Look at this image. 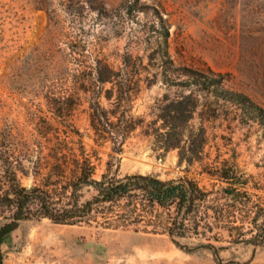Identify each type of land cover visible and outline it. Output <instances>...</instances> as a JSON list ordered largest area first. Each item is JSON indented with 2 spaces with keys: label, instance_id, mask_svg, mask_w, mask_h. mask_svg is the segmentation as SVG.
Instances as JSON below:
<instances>
[{
  "label": "rangeland",
  "instance_id": "1",
  "mask_svg": "<svg viewBox=\"0 0 264 264\" xmlns=\"http://www.w3.org/2000/svg\"><path fill=\"white\" fill-rule=\"evenodd\" d=\"M132 2L147 7L146 12L129 10ZM100 3L110 18L93 10ZM158 12L169 29V52L176 65L210 67L225 76L226 88L248 95L264 108V0H0V141L10 146L24 186L39 182L34 176L37 162L50 143L65 137L64 130L72 139L79 138L65 126L71 124L98 157L96 178L112 159V170L119 164L121 175L153 174L163 179L189 175L210 187L212 181L200 174L199 163H180L176 151L157 149L140 129L120 154L111 143L94 144L89 137L88 95L82 91L55 89V98L70 97L69 93L79 98L73 115L64 121L48 105V85L72 67L66 64L69 54L80 52L81 46L88 60L105 56L118 66L121 55L129 51L147 63L161 41L155 30L163 29L155 17ZM165 92L160 77L151 87L144 86L135 113L148 114ZM205 125L209 161H236L264 184L263 122L250 109L220 101L218 116ZM5 221L0 216V224ZM201 241L181 240L191 247ZM216 244L227 247L220 253L224 263L264 264V247H258L253 258L252 245ZM2 249L4 264H218L212 252H187L166 234L102 230L49 219L21 222Z\"/></svg>",
  "mask_w": 264,
  "mask_h": 264
},
{
  "label": "trees",
  "instance_id": "2",
  "mask_svg": "<svg viewBox=\"0 0 264 264\" xmlns=\"http://www.w3.org/2000/svg\"><path fill=\"white\" fill-rule=\"evenodd\" d=\"M92 8L99 17L110 18L101 3ZM128 8L146 12L147 7L132 2ZM155 17L163 28L155 29L157 42L161 41L147 63L129 51L121 55L118 66L105 56L88 60L81 46L80 52L69 54L66 64L72 67L48 85V105L52 114L64 121L73 115L79 98L73 93L55 98V89L82 91L88 95L89 137L94 144L111 143L112 150L120 154L140 129L157 149L176 151L180 163H199L200 174L212 181L210 187L189 175L169 179L153 174L121 175L119 164L112 170V159L96 178L98 157L94 158L80 130L71 124L65 126L79 138L72 139L64 130V138L50 143L34 171L39 182L27 187L19 179L20 169L15 167L10 146L2 140L0 216L6 221L0 224V264L5 259L2 245L21 222L32 219L162 233L187 252H212L218 264L233 262L224 263L220 253L227 247L216 242L252 245L253 258L256 249L264 247V184L236 161L210 162V136L205 125L218 116L220 101L250 109L263 124L264 108L248 95L226 88L225 76L210 67L176 65L169 52V29L159 12ZM155 68L159 72L151 73ZM159 77L167 92L154 101L148 114H136L134 106L143 87H151ZM191 238L202 241L194 247L181 242Z\"/></svg>",
  "mask_w": 264,
  "mask_h": 264
}]
</instances>
